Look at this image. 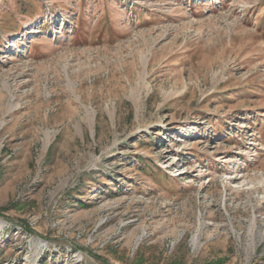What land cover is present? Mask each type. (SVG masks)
Returning a JSON list of instances; mask_svg holds the SVG:
<instances>
[{"label": "rangeland", "instance_id": "1", "mask_svg": "<svg viewBox=\"0 0 264 264\" xmlns=\"http://www.w3.org/2000/svg\"><path fill=\"white\" fill-rule=\"evenodd\" d=\"M221 260L264 264V0H0V264Z\"/></svg>", "mask_w": 264, "mask_h": 264}, {"label": "trees", "instance_id": "2", "mask_svg": "<svg viewBox=\"0 0 264 264\" xmlns=\"http://www.w3.org/2000/svg\"><path fill=\"white\" fill-rule=\"evenodd\" d=\"M225 261L221 260L220 262H214V264H223ZM172 264H181V263H178V262H174Z\"/></svg>", "mask_w": 264, "mask_h": 264}, {"label": "bare ground", "instance_id": "3", "mask_svg": "<svg viewBox=\"0 0 264 264\" xmlns=\"http://www.w3.org/2000/svg\"><path fill=\"white\" fill-rule=\"evenodd\" d=\"M197 242V241H196Z\"/></svg>", "mask_w": 264, "mask_h": 264}]
</instances>
